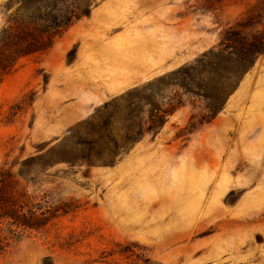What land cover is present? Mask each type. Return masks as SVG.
<instances>
[{
	"label": "rangeland",
	"instance_id": "rangeland-1",
	"mask_svg": "<svg viewBox=\"0 0 264 264\" xmlns=\"http://www.w3.org/2000/svg\"><path fill=\"white\" fill-rule=\"evenodd\" d=\"M21 1L0 0V31ZM90 3L49 50L0 76V170L24 201L69 209L20 233L0 264H264V54L193 133L205 102L190 96L114 165L37 157L105 102L194 62L229 27L250 19L245 33L264 31V0Z\"/></svg>",
	"mask_w": 264,
	"mask_h": 264
},
{
	"label": "trees",
	"instance_id": "trees-1",
	"mask_svg": "<svg viewBox=\"0 0 264 264\" xmlns=\"http://www.w3.org/2000/svg\"><path fill=\"white\" fill-rule=\"evenodd\" d=\"M43 2L33 0L37 10L29 13L27 1L22 0L0 31L1 77L16 70L21 59L49 50L58 37L90 14L92 5L90 0ZM253 27L250 19L229 27L221 42L194 62L105 102L89 119L70 129L69 136L37 157L46 158V165H114L145 136H157L169 117L190 102V96L203 99L205 106L191 114L186 131L193 133L209 124L264 54V31H243ZM19 184L10 171L0 170V255L20 233L43 229L69 211L59 206L43 209L39 203L24 201Z\"/></svg>",
	"mask_w": 264,
	"mask_h": 264
}]
</instances>
